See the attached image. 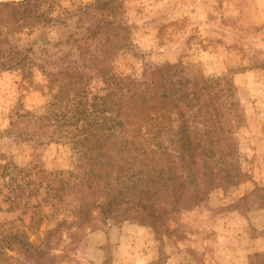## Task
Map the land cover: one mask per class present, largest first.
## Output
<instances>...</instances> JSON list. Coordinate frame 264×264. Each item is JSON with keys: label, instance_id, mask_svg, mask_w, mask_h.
Segmentation results:
<instances>
[{"label": "trees", "instance_id": "trees-1", "mask_svg": "<svg viewBox=\"0 0 264 264\" xmlns=\"http://www.w3.org/2000/svg\"><path fill=\"white\" fill-rule=\"evenodd\" d=\"M53 6L0 0V71L32 78L37 68L47 97L40 112L19 109L7 133L74 156L72 168L36 175L0 164L10 210L31 212L26 226L22 217L0 222V264H66L90 231L127 220L170 236L174 216L215 191L260 187L244 165L245 112L228 75H192L178 63L137 67L123 0L79 3L63 16ZM56 21L63 35L39 49L10 38Z\"/></svg>", "mask_w": 264, "mask_h": 264}, {"label": "rangeland", "instance_id": "rangeland-1", "mask_svg": "<svg viewBox=\"0 0 264 264\" xmlns=\"http://www.w3.org/2000/svg\"><path fill=\"white\" fill-rule=\"evenodd\" d=\"M90 1L53 0L52 14L63 16L67 9ZM123 3L134 31V45L126 50H139L137 67L142 63H178L192 75H228L233 80L246 119L238 143L246 157L244 165L260 187L251 188L247 182L215 191L208 200L176 214L172 222L175 232L161 238L141 232L135 220L103 227L97 222L101 228L90 231L75 245L66 264L263 263L264 258L257 254L264 253V0ZM64 31L56 21L9 34L20 48L39 49ZM34 71L32 78L17 71H0V164L12 161L35 175L72 168L74 156L65 148L41 145L35 138L19 142L7 133L19 109L40 112L46 103V81L41 71ZM7 192L6 179L0 177V222L22 217L19 222L26 226L31 212L10 210ZM44 210L50 223L51 211ZM103 232H109L108 239ZM104 240L108 241L101 244Z\"/></svg>", "mask_w": 264, "mask_h": 264}, {"label": "crops", "instance_id": "crops-1", "mask_svg": "<svg viewBox=\"0 0 264 264\" xmlns=\"http://www.w3.org/2000/svg\"><path fill=\"white\" fill-rule=\"evenodd\" d=\"M137 226H139V225H137ZM139 227H140V229H141V230H140L141 232H145V231L148 232V231H149V235H151V237H155V236H154V232H152V231L150 232V230H149L150 228H148L147 226H145V225H141V224H140ZM113 231H115V230L113 229ZM111 232H112V231H111ZM108 233H109V232H108ZM108 233L106 234V232H103V235H104L105 239H108V237H109V236H108ZM124 233H125V232H124ZM93 234H94V233H92L91 235H93ZM107 241H108V240H104L103 242H101V244H102V243H105V242H107ZM123 244H124V246H125V245L127 244L126 241H124ZM143 253H144V252H143ZM137 254L140 255V253H137Z\"/></svg>", "mask_w": 264, "mask_h": 264}]
</instances>
